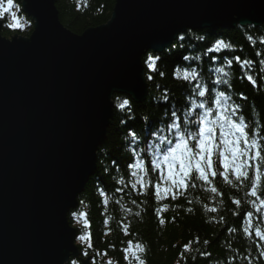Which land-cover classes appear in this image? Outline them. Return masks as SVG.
Segmentation results:
<instances>
[{
    "label": "water",
    "instance_id": "95a60500",
    "mask_svg": "<svg viewBox=\"0 0 264 264\" xmlns=\"http://www.w3.org/2000/svg\"><path fill=\"white\" fill-rule=\"evenodd\" d=\"M55 3L27 0L29 37L4 38L0 21V264L79 256L68 212L96 170L111 91L146 97L145 49L186 27H232L233 15L264 20V0H115L106 23L75 34Z\"/></svg>",
    "mask_w": 264,
    "mask_h": 264
},
{
    "label": "clouds",
    "instance_id": "9594fccd",
    "mask_svg": "<svg viewBox=\"0 0 264 264\" xmlns=\"http://www.w3.org/2000/svg\"><path fill=\"white\" fill-rule=\"evenodd\" d=\"M27 7V0H0V21L13 30L30 28L32 22L28 16L32 14ZM232 27L239 33L238 41L186 27L187 30L178 31L162 50L147 48L139 55L144 57V65L149 68L151 62L153 72H157L159 53L179 52L181 62L170 72L179 92H157L153 98L155 112L143 114L140 128L122 134L120 163L115 165L114 172L107 168L105 171L109 172L110 184H122L124 194L117 196L111 192L108 199L113 206L107 211L116 224L121 217L126 221L131 217L134 227L144 222L149 207H171L174 211L182 209L186 215L200 213L205 222L218 226V230L224 227V216L231 213L235 217L244 211L243 226H232L229 243L220 245L225 249L224 258L213 260L211 264H233V256L235 264H264L260 259L264 256V204H261L264 198V108L254 105L235 86L237 81L244 87L250 84L254 95L264 96V84L257 87L258 80L264 81V20H242L233 15ZM225 50L230 55L210 56V53ZM206 60L216 63L209 67ZM235 66H239V73ZM159 74L165 75L164 72ZM113 93L122 94L113 96ZM123 93L111 91L109 109L114 108L121 116L133 119L130 94ZM161 104L165 105L162 109ZM251 189L261 194L255 207L249 195ZM170 196L173 199L184 196L189 203H171ZM235 201L242 204L232 207L230 202ZM256 211H259V221L254 214ZM77 213L84 212L80 209L68 215L75 219ZM176 213L179 215V211ZM132 239L143 248L135 264H148L152 253L149 242L143 240L139 232L134 233ZM204 244L193 248L188 255L195 260ZM162 251L166 253L168 249L164 247ZM62 264H68L67 255ZM71 264L79 262L73 260ZM173 264H181L179 256Z\"/></svg>",
    "mask_w": 264,
    "mask_h": 264
},
{
    "label": "trees",
    "instance_id": "16d2710c",
    "mask_svg": "<svg viewBox=\"0 0 264 264\" xmlns=\"http://www.w3.org/2000/svg\"><path fill=\"white\" fill-rule=\"evenodd\" d=\"M115 0H56V8L59 14V21L64 27L75 34H81L90 27H97L106 23L113 10ZM28 19L32 22L31 18ZM1 35L4 38H12L15 35L23 37H29L33 30L32 26L26 30L11 29L5 26V22L2 21ZM201 31H207L212 35L218 36H230L234 41L239 40V33L236 32L233 27H214L203 28ZM161 60L157 62V68L159 71L153 72L146 65H144L145 78L147 82V94L143 101L136 102L128 96L131 100L132 109L134 113L133 119H128L127 116H121L113 108V117L106 130V137L97 150L96 170L86 183L83 191L77 197L78 205L72 211H78L80 209L85 213L84 217L71 218L68 215V221L76 229V245L79 250V257H70L68 264H71L73 260H76L81 264V258H90V261H99L102 264L101 258L97 257L95 253L97 251H108L110 255L119 257L118 249L122 247L119 241L122 239L121 234L116 231V223L113 220L111 227L113 228V234L110 236L104 235V224L101 204L98 203L99 197L97 189L110 185L109 172L115 171V165L120 163L122 154V140L121 136L126 130L141 127V117L145 113L155 112L156 105L154 102V96L159 91L171 90L174 94H178L179 88L173 77L170 76L172 67L180 63V53L176 52L169 55L166 51L159 53ZM224 55H230L227 51L223 53H210V56L223 57ZM144 57H142L143 63ZM216 61H205V64L211 67L215 65ZM237 73H239V66H235ZM164 72L165 75L161 76L159 73ZM151 76L152 79L148 77ZM246 83V82H245ZM159 84L160 88L156 85ZM264 84V81H257V87ZM237 90L242 94H246L254 105H258L260 108H264V96L254 95V90L250 84L247 87L241 85L238 81L235 83ZM115 95H121L114 93ZM164 104L160 105L162 109ZM129 115H132L130 113ZM106 150V151H105ZM83 201V205L81 204ZM176 203H183L177 201ZM112 206H109L111 209ZM115 215V213H114ZM166 218L176 217L174 222H169L164 226H160L153 218L152 212L148 210L144 214V222L134 226V230L139 232V235L149 242L152 253L148 258V264H173V261L179 255L178 249L186 240L190 239L194 235H199L203 239L209 241H216L208 248V251L213 254V260H220L224 258L225 251L220 246L224 242L227 234L221 233V229L213 227L212 224L205 222V218L197 213L196 215L185 214L182 210L179 211V215L174 212L165 213ZM118 218V217H117ZM87 221V223H85ZM231 223V218H230ZM234 226V225H233ZM90 236L93 242V247L89 248L86 241L79 239L80 236ZM219 236V239H217ZM177 241H180L177 244ZM112 242L116 244V249L108 248V243ZM176 245V247H173ZM166 247L168 251L165 253L162 248ZM87 252V256L84 253ZM212 260V261H213ZM189 263L203 264V261H188ZM122 264V262H121Z\"/></svg>",
    "mask_w": 264,
    "mask_h": 264
},
{
    "label": "snow or ice",
    "instance_id": "6c2138e0",
    "mask_svg": "<svg viewBox=\"0 0 264 264\" xmlns=\"http://www.w3.org/2000/svg\"><path fill=\"white\" fill-rule=\"evenodd\" d=\"M226 51V50H225ZM151 60V58H150ZM149 69L154 71L151 62L149 63ZM149 79H152V77H149ZM127 103V102H125ZM123 106V105H122ZM252 161L249 160V164H251ZM259 163V161H257ZM122 184H117V185H106L105 187H102L100 189H97L98 192V203L101 204V209H102V215L104 217L103 219V224H104V235L110 236L113 234V228L111 227L112 219L108 216V211L107 209L109 206L112 205V201L108 199L109 195L111 192H115L117 196H122L124 193L122 191ZM186 195V194H185ZM223 193H221V196L223 197ZM249 195L252 197L253 201V207H255V201L257 197H259L261 194L257 192L255 189L249 190ZM168 200L171 203H176L177 201H182L183 203L187 204L189 201L185 200L184 196L178 197L176 199H173V197H168ZM137 203H142V201L137 200ZM151 203V200H150ZM232 207H237V205L242 204L241 201H235V202H230ZM261 204H264V198L261 199ZM148 210L152 212L153 218L157 221V223L160 226H164L169 222H174L176 217L173 216L170 219L166 218L165 213L167 212H174L176 213L177 211H181L182 209H177L174 211L171 207H165V208H160V207H149ZM183 211V210H182ZM215 210L213 211L214 215ZM190 214V212H189ZM257 217V221H259V211H256L254 213ZM223 215V214H222ZM246 213L244 211H240L236 214L235 217H232V214L229 213L228 216L223 217V224L224 227L221 229V233H226L227 236L224 240V243H229L228 237L232 235L230 232V228L234 225L237 228H240L244 224V216ZM78 217H84L85 213H77ZM230 218H231V223H230ZM131 217L128 218L126 221L125 218L121 217L119 219V223L116 224V231H118L122 239L119 241V243L122 245L118 249L119 252V257H115L109 254L108 251H97L95 255L97 257H103L101 259L102 264H113V260L116 261V264H128V261H133V264H135L136 259L139 258V252L143 251L142 245L140 242L137 240L132 239L134 233L138 234L136 230H134L133 225L130 223ZM87 223V221H85ZM211 223H217L219 224L220 222L217 221H212ZM80 240L86 241L87 246L89 248H92L93 242L91 240L90 236L82 235L79 237ZM219 239V236L218 238ZM207 240V244H204V241ZM216 241H209L208 239H201L199 235H194L190 239L186 240L182 245H180L178 252H179V258L181 260V264H188V261L193 260L191 256L188 255V253L198 245L204 244V247L200 249V251L196 254V259L193 261H203V264H211V261L213 260V254L208 251V248L212 246L213 243ZM235 246V245H234ZM108 248L117 250L116 249V244L109 242L108 243ZM225 251V249H223ZM230 251V249H229ZM238 251H243V249H238ZM84 255L87 256V252L84 253ZM235 259L236 257L233 256V264H235ZM248 259H251V257H248ZM260 259L264 260V256H261ZM93 264H96V261H93Z\"/></svg>",
    "mask_w": 264,
    "mask_h": 264
},
{
    "label": "bare ground",
    "instance_id": "6f19581e",
    "mask_svg": "<svg viewBox=\"0 0 264 264\" xmlns=\"http://www.w3.org/2000/svg\"><path fill=\"white\" fill-rule=\"evenodd\" d=\"M143 57V56H142ZM141 62H142V58H141ZM142 65H143V63H142ZM143 67H144V65H143ZM145 71L143 72V77L145 78ZM145 81H146V78H145ZM146 84H147V82H146ZM118 94V93H117ZM112 117H113V111H112V116H111V119H112ZM111 119H110V121H111ZM110 121H109V124H110ZM109 126V125H108ZM72 226V225H71ZM73 227V226H72ZM74 258V257H73Z\"/></svg>",
    "mask_w": 264,
    "mask_h": 264
},
{
    "label": "rangeland",
    "instance_id": "374dc122",
    "mask_svg": "<svg viewBox=\"0 0 264 264\" xmlns=\"http://www.w3.org/2000/svg\"><path fill=\"white\" fill-rule=\"evenodd\" d=\"M108 128V127H107ZM107 130V129H106ZM88 182V181H87Z\"/></svg>",
    "mask_w": 264,
    "mask_h": 264
}]
</instances>
